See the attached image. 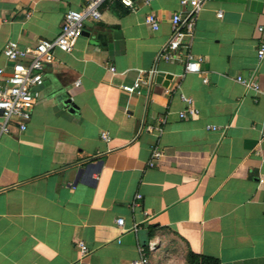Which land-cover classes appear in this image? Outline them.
<instances>
[{
    "label": "crops",
    "instance_id": "0c3cea01",
    "mask_svg": "<svg viewBox=\"0 0 264 264\" xmlns=\"http://www.w3.org/2000/svg\"><path fill=\"white\" fill-rule=\"evenodd\" d=\"M180 2L139 0L130 10L106 1L72 52L56 50L45 65L26 131L0 137V264H129L141 248L149 264H189L190 252L264 264V0L202 5L184 41L199 73L186 72V48L162 58L172 15L189 17ZM85 4L0 0V67L11 69L7 42L53 40L64 15ZM139 78L141 94L122 92ZM181 96L198 117L180 119ZM90 165L92 175L79 174Z\"/></svg>",
    "mask_w": 264,
    "mask_h": 264
},
{
    "label": "built area",
    "instance_id": "2783aa9c",
    "mask_svg": "<svg viewBox=\"0 0 264 264\" xmlns=\"http://www.w3.org/2000/svg\"><path fill=\"white\" fill-rule=\"evenodd\" d=\"M106 1L109 0H86V4L82 9L69 10L64 15L59 36L53 40L42 39L36 46L29 48H22L15 41H9L4 45L1 53L11 64V69L8 72L5 68L0 67V137L9 134L13 126L18 127L22 132L26 131L28 122L32 118L34 106L40 98L39 89L44 84L45 65L55 61L54 53L56 50L66 53L72 52L76 42L84 33L85 22L87 20L100 21L102 19L100 8ZM116 1L132 10L135 2L139 0ZM143 1L150 4L154 0ZM206 1L208 0H181L182 6L190 7L188 19L184 20L180 14H173L171 17L172 36L163 49L162 58L171 61L176 58L177 53L182 48L188 49L185 54L187 73H199L201 70L202 60L190 52V46L184 45V41L186 39L193 40L196 17ZM218 17L221 18L222 14H219ZM146 24L151 26L153 30H158L160 20L155 14H149L146 17ZM259 31L264 33V25L259 28ZM257 56L260 61L264 59V40L260 42ZM110 70L115 72V68ZM207 81L205 78L204 83H207ZM238 81L246 87L258 92L261 91L260 87L248 78L239 77ZM143 84H145V80L139 78L131 85L121 86V90L129 95H139ZM181 98L187 104V108L180 113V119L198 117L200 112L195 107L194 100L186 96H181ZM149 130H152V128H149ZM101 137L106 142L111 140L107 132H103ZM162 157V151L154 150L153 159H161ZM150 166H154V161L150 163ZM138 198L140 199L141 196H138ZM117 225L123 227L124 219H118ZM134 229L137 230V226ZM78 246L83 256L89 251L87 245L83 242H79ZM151 249H154V247L151 246ZM140 253V258L129 264H149L144 248L140 249Z\"/></svg>",
    "mask_w": 264,
    "mask_h": 264
},
{
    "label": "trees",
    "instance_id": "16d2710c",
    "mask_svg": "<svg viewBox=\"0 0 264 264\" xmlns=\"http://www.w3.org/2000/svg\"><path fill=\"white\" fill-rule=\"evenodd\" d=\"M189 264H219L217 260L189 253Z\"/></svg>",
    "mask_w": 264,
    "mask_h": 264
},
{
    "label": "water",
    "instance_id": "95a60500",
    "mask_svg": "<svg viewBox=\"0 0 264 264\" xmlns=\"http://www.w3.org/2000/svg\"><path fill=\"white\" fill-rule=\"evenodd\" d=\"M101 165V164H100ZM94 166L90 165L85 170H81L79 174L86 173L87 175H92L94 173ZM90 177V176H89Z\"/></svg>",
    "mask_w": 264,
    "mask_h": 264
}]
</instances>
